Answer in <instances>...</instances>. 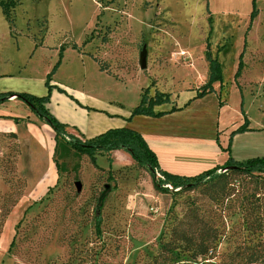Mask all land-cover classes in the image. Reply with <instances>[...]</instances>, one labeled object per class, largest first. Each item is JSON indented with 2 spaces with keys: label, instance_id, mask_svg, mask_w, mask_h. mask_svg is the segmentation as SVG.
Listing matches in <instances>:
<instances>
[{
  "label": "rangeland",
  "instance_id": "1",
  "mask_svg": "<svg viewBox=\"0 0 264 264\" xmlns=\"http://www.w3.org/2000/svg\"><path fill=\"white\" fill-rule=\"evenodd\" d=\"M212 60L223 98L233 106L245 92L250 115H261L264 104H254L247 88L264 80V0H0V114L23 124L19 136L0 135V264H151L192 207L219 228V244L198 260L179 248L173 264H246L251 254L264 261V190L246 200L260 183L237 176L239 195L213 202L203 183L192 190L162 185L158 171L139 167L124 150L97 155V169L72 148L86 139L65 124L72 136L55 153L58 180L38 185L39 172L52 177L53 170L46 147L24 125L33 117L53 128L23 100L5 99L48 92L51 99L57 89L78 103L61 87L71 88L129 113L134 129L143 94L198 92ZM182 117L217 135L208 116ZM54 140L56 148V133ZM106 184L97 233L95 208Z\"/></svg>",
  "mask_w": 264,
  "mask_h": 264
},
{
  "label": "crops",
  "instance_id": "2",
  "mask_svg": "<svg viewBox=\"0 0 264 264\" xmlns=\"http://www.w3.org/2000/svg\"><path fill=\"white\" fill-rule=\"evenodd\" d=\"M219 81L213 82L212 90L204 96H198V94L209 81L198 92L184 91L177 94L175 99L169 98L168 102L155 106L154 112L164 113L162 116H137L139 126L133 128L144 137L150 149L156 154L161 171L183 177H195L223 167L230 158L237 162H245L264 157V110H261V115L253 118L246 106L245 92H243L242 103L234 102L232 106L231 102L218 92ZM61 88L78 103L67 95L59 93L57 89H53L46 108L60 122L75 127L77 134L82 138L89 140L110 129L129 128V113L122 112L121 108L97 101L91 103L88 98L83 100L77 91L66 87ZM248 90L254 104L258 100L264 104L263 79L256 84V88L250 87L247 88ZM18 100L16 98L15 101H11L18 102ZM194 108L199 109L197 113L194 111L195 116L189 112ZM182 115L190 116L191 119L194 117L205 119L208 116L215 123L217 121V135L214 134L213 138L212 136L209 138L205 132L206 129L198 126L197 119L192 124L189 120L185 121ZM7 116L9 115L4 112L0 114V133H12L19 136V127L23 124H16ZM30 121L32 123L24 126L36 138L38 145L43 144L46 147L48 159H50L48 166H51L53 170L52 177H47L45 170L42 173L39 172L37 184L54 185L58 180L54 163L55 132L38 119L31 117ZM240 128L244 130L238 131Z\"/></svg>",
  "mask_w": 264,
  "mask_h": 264
},
{
  "label": "trees",
  "instance_id": "3",
  "mask_svg": "<svg viewBox=\"0 0 264 264\" xmlns=\"http://www.w3.org/2000/svg\"><path fill=\"white\" fill-rule=\"evenodd\" d=\"M219 80H221L219 64L217 61L212 60L209 83L201 89L198 96H204L207 92H210L212 90V83ZM12 96H16V98L23 100L41 120L45 121L53 128L56 133V151L60 146L62 137L72 136L68 133L66 129L67 126L59 122L46 108V104L50 100L49 92L44 97L26 94H11L5 99H9ZM150 98L153 100L151 101ZM2 99L3 98H0V102ZM168 100L169 98H163L158 94L154 97L143 94L141 102L133 111L132 116H162L164 113H155L153 108L168 102ZM243 130V128H240L238 131ZM3 134L11 137L16 136L12 133H0V135ZM72 148L78 153L88 156L91 159L92 165L97 169H99L96 162L97 155L111 154L115 151L124 150L139 167L148 169L153 175L155 171L160 172L164 176V180H161L162 185L170 184L174 189L186 188V190H192L195 186H198L196 185L197 183H203L205 188H207L206 195L210 196L213 202H217L219 199L232 200L231 197H237L239 195L240 191H238V188L240 187L239 185H235L239 183V180L235 178L237 176L250 178L253 180V183L261 184L258 185L259 188L247 189V191H251L250 197H245L247 201L251 200L250 202H252V198H256L259 194L261 195V191L264 190V157L250 159L245 162H237L233 160V158H230L223 167H218L195 177L173 175L159 169L157 156L150 149L144 137L136 130L128 127L110 129L93 139L85 141L75 139L72 143ZM109 160L111 161V159ZM55 163L59 170L58 163ZM220 170L226 171L221 174L219 173ZM97 206L95 208V228L97 233H99L101 230L102 216L97 213ZM220 234L219 228L215 227L201 215L200 208H189L185 218L173 228L170 241L161 246L160 252L153 259L151 264H173L172 260L175 251L179 248L191 252L194 260L208 256V254L218 246ZM258 261V259L254 258V254H251L246 264H264V261ZM196 262L197 261L193 264H196Z\"/></svg>",
  "mask_w": 264,
  "mask_h": 264
},
{
  "label": "water",
  "instance_id": "4",
  "mask_svg": "<svg viewBox=\"0 0 264 264\" xmlns=\"http://www.w3.org/2000/svg\"><path fill=\"white\" fill-rule=\"evenodd\" d=\"M147 57H148V51L146 49H144L140 54V67L142 70H145L147 68ZM12 97H15V96H12ZM76 187H77L78 191H81L82 190V183L80 181H77ZM110 189H111V185L106 184L104 191L100 195L99 203L97 206V213L98 214H100V212H101V207H102L104 198L107 195V193L110 191Z\"/></svg>",
  "mask_w": 264,
  "mask_h": 264
},
{
  "label": "built area",
  "instance_id": "5",
  "mask_svg": "<svg viewBox=\"0 0 264 264\" xmlns=\"http://www.w3.org/2000/svg\"><path fill=\"white\" fill-rule=\"evenodd\" d=\"M159 177L164 180V176L159 172Z\"/></svg>",
  "mask_w": 264,
  "mask_h": 264
},
{
  "label": "bare ground",
  "instance_id": "6",
  "mask_svg": "<svg viewBox=\"0 0 264 264\" xmlns=\"http://www.w3.org/2000/svg\"><path fill=\"white\" fill-rule=\"evenodd\" d=\"M14 99H15V97L12 98V100H14Z\"/></svg>",
  "mask_w": 264,
  "mask_h": 264
}]
</instances>
